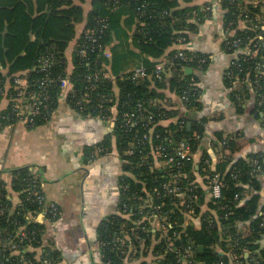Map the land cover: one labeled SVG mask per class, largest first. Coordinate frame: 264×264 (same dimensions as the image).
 <instances>
[{
  "label": "trees",
  "instance_id": "trees-1",
  "mask_svg": "<svg viewBox=\"0 0 264 264\" xmlns=\"http://www.w3.org/2000/svg\"><path fill=\"white\" fill-rule=\"evenodd\" d=\"M263 2L221 0L224 47L232 55L228 85L236 102L243 105L254 99L253 110L259 113L264 112ZM127 12L135 23L131 43L122 23ZM212 12L208 0H0V107L4 98L9 102L0 110V128L22 119L17 115L20 102L32 106L35 101L38 108L28 112L31 126L48 122L63 102L84 116L115 121L113 134L99 144L101 154L111 152L115 144L123 161L119 210L99 228L104 264H181L179 258L189 247L194 262L264 264V156L249 153L243 136L224 137L219 131L220 162L213 165L204 153L198 169L194 162L184 165L188 175L179 183L189 188L184 203L162 187L170 172L156 168L159 158L154 150L166 138L188 140L195 157L206 134V121L189 126L165 90L179 99L187 93L190 98L184 104L191 109L199 106L197 71L208 67L209 57L188 43ZM114 35L123 40L116 45L124 46L122 53L113 54ZM128 45L145 56L141 64L147 67L145 77L134 79L135 68L125 71L131 62L126 57ZM164 56L163 76L157 77ZM46 58L50 65L42 69ZM139 103L145 109L143 119L130 129L124 115L138 113ZM146 132L152 139L138 145L137 136ZM217 173L222 179L218 198L209 190ZM15 177L14 188L22 193L13 212L7 188L0 182V207L5 209L0 214V246L5 247L0 264H62L60 252L44 239L46 223L37 220L40 203L28 197L32 175L25 169ZM160 203L173 227L161 228L148 215ZM47 216H52L51 208ZM186 216L192 217L188 224ZM117 236L124 241L118 242ZM10 242L18 243V248Z\"/></svg>",
  "mask_w": 264,
  "mask_h": 264
},
{
  "label": "crops",
  "instance_id": "crops-1",
  "mask_svg": "<svg viewBox=\"0 0 264 264\" xmlns=\"http://www.w3.org/2000/svg\"><path fill=\"white\" fill-rule=\"evenodd\" d=\"M208 1L213 5L212 15L191 34L188 43L189 48L209 57L208 67L197 71L199 106L191 109L172 91L165 90L175 104L173 107L180 111L179 115L189 120V126L196 121H206V134L195 152V169H198L204 153L213 159V165L220 162V140L216 136L219 131L224 137L243 136L249 142V153L264 156V112L253 110L254 99L243 105L233 99L227 82L232 55L224 47L227 37L224 11L221 0ZM195 3H201V0H195ZM122 23L124 36L131 43L134 19L127 12L122 14ZM120 40L123 41L113 36V54L122 53L119 50L124 46L116 48ZM72 48L73 44L67 51L69 56ZM126 49V57L131 60L126 72L145 64V56L137 47L132 46L131 49L128 45ZM112 57L113 63L115 58L113 61ZM165 59V56L160 58L158 66H164ZM8 103L4 98L0 110L5 109ZM114 127L115 121L84 116L63 102L44 124L31 126L27 120L20 119L0 128V182L7 188L11 211L21 203L22 190L14 188L15 174L28 169L32 178L40 182L46 200L59 207L57 219L48 217L47 209L36 217L46 223L44 239L60 252L62 264H104L99 228L119 210L123 161L115 144L106 154L100 153L99 144L113 134ZM198 179L201 182L202 177L198 176ZM262 180L264 182V178ZM191 219L186 216L187 224Z\"/></svg>",
  "mask_w": 264,
  "mask_h": 264
},
{
  "label": "built area",
  "instance_id": "built-area-1",
  "mask_svg": "<svg viewBox=\"0 0 264 264\" xmlns=\"http://www.w3.org/2000/svg\"><path fill=\"white\" fill-rule=\"evenodd\" d=\"M95 41L96 39L93 38ZM234 45H238V42L235 41ZM183 55V53H181ZM105 56L110 57L111 53L108 50H105ZM42 69H46L50 65L49 59H44L43 61ZM164 66H157L156 69V75L157 77L163 76V68ZM147 75V67L145 65H139L137 66L134 71H132V76L134 79H138L140 77H145ZM22 82L26 83V80L22 79L20 80V83ZM64 84L68 83V80L63 81ZM37 98V97H35ZM190 98L189 94H183L180 99L182 101H188ZM33 106V107H32ZM32 106L28 105H22V102L17 105L18 113L17 115L21 116L22 119L29 121V115L28 112H32L36 110L38 107V102H34ZM35 106V107H34ZM37 107V108H36ZM35 108V109H34ZM138 113L135 111L133 112H126L125 113V121L128 125V127L131 129L132 127L140 124V122L143 119V116L141 117L145 111L143 103L138 104ZM23 115V116H22ZM150 131V129L148 130ZM159 136V135H157ZM158 138V137H157ZM152 139V134L149 132H146L143 136L139 137L137 136V143L138 145L145 143L146 141H149ZM102 149L99 147V151ZM155 155L159 158L156 168L160 171H168L170 179H167V181H164L162 187L164 191L171 195V196H178L180 198V202L184 203L186 198H188V191L189 188L186 186L180 185V178L181 177H187L188 173L185 171L184 165L187 163L194 162L195 157L193 153V148L191 143L188 140L185 139H178L176 140L173 137L166 138L163 143H160L157 148L154 150ZM258 160H256V163L258 164ZM30 189H29V195L31 199L34 201H38L41 205V210H38L37 214L42 215V212L44 209L51 208L52 216L53 218L56 217L59 213V207L54 202H49L46 200L45 195L41 191V185L40 182L37 179L31 178L30 179ZM1 189V187H0ZM190 190H193L190 188ZM209 190L211 191L212 195L214 197H220L222 194V179L221 175L217 173L210 181L209 184ZM173 204V202H172ZM176 202L174 203V205ZM179 205V204H178ZM164 204L160 203L152 207V209L149 210L148 215L155 217L157 226L163 228L168 225L169 227H173L172 223L167 224L168 222V211L165 210ZM5 209L3 207H0V214L4 213ZM263 213V212H262ZM50 217V218H51ZM20 235L24 237L25 232H20ZM22 237V238H23ZM116 240L118 242H123L124 238L121 236H117ZM10 246L12 248H18V243L10 242ZM5 248V247H4ZM2 246H0V251L4 249ZM191 247H189L188 254L182 255L181 258H179V261L181 264H204L199 262H194L189 255L192 253V250H190ZM25 264H28V262H24ZM110 264V263H107ZM156 264H161L160 262H157Z\"/></svg>",
  "mask_w": 264,
  "mask_h": 264
},
{
  "label": "rangeland",
  "instance_id": "rangeland-1",
  "mask_svg": "<svg viewBox=\"0 0 264 264\" xmlns=\"http://www.w3.org/2000/svg\"><path fill=\"white\" fill-rule=\"evenodd\" d=\"M22 85H26V83L22 82ZM121 188H123V187L121 186ZM121 192H122V189H121ZM37 219H39V218L37 217Z\"/></svg>",
  "mask_w": 264,
  "mask_h": 264
},
{
  "label": "water",
  "instance_id": "water-1",
  "mask_svg": "<svg viewBox=\"0 0 264 264\" xmlns=\"http://www.w3.org/2000/svg\"><path fill=\"white\" fill-rule=\"evenodd\" d=\"M261 205H263V203H261ZM203 249V246H200V250H202Z\"/></svg>",
  "mask_w": 264,
  "mask_h": 264
}]
</instances>
